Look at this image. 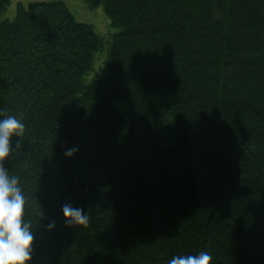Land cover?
<instances>
[{"label":"trees","instance_id":"1","mask_svg":"<svg viewBox=\"0 0 264 264\" xmlns=\"http://www.w3.org/2000/svg\"><path fill=\"white\" fill-rule=\"evenodd\" d=\"M85 1L119 30L106 39L64 0L2 17L0 0V109L26 125L5 166L29 197L30 264L202 250L264 264V0ZM65 203L89 223L66 226Z\"/></svg>","mask_w":264,"mask_h":264},{"label":"clouds","instance_id":"2","mask_svg":"<svg viewBox=\"0 0 264 264\" xmlns=\"http://www.w3.org/2000/svg\"><path fill=\"white\" fill-rule=\"evenodd\" d=\"M26 125L21 116L9 114L6 108L0 109V264H30L33 259L35 232L29 217L27 196L20 176L12 174L5 166L6 159L21 148V140ZM78 148L66 150L72 156ZM28 167V164H25ZM66 226H86L90 217L81 207L71 203L62 205ZM42 218L44 213L38 212ZM55 220L47 224L52 230ZM168 264H215L211 252L202 250L195 254L173 255Z\"/></svg>","mask_w":264,"mask_h":264},{"label":"rangeland","instance_id":"3","mask_svg":"<svg viewBox=\"0 0 264 264\" xmlns=\"http://www.w3.org/2000/svg\"><path fill=\"white\" fill-rule=\"evenodd\" d=\"M36 0H11V4L7 10L3 13L2 17L14 19L17 11V3L22 2L27 8L30 7V2ZM74 16L79 20L86 23L92 24L96 31L103 35L106 39L110 37L114 32L118 31L119 28L111 24L109 16L106 14L105 9L102 5L96 8H90L85 0H64ZM107 44V43H106ZM106 56V47L100 56L95 61V68L99 67V63ZM94 74L92 71L89 77Z\"/></svg>","mask_w":264,"mask_h":264}]
</instances>
